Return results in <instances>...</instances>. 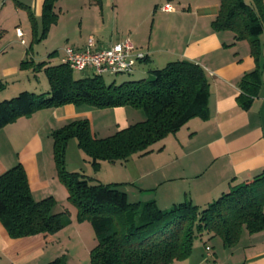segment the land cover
Instances as JSON below:
<instances>
[{"label": "trees", "instance_id": "1", "mask_svg": "<svg viewBox=\"0 0 264 264\" xmlns=\"http://www.w3.org/2000/svg\"><path fill=\"white\" fill-rule=\"evenodd\" d=\"M63 0H43L41 26L31 8L20 0L16 5L27 10L34 39H46L59 16L54 11ZM101 5V0H87ZM218 0L219 11L211 23L214 32L229 31L235 41H247L256 67L238 82L237 103L249 110L262 88L260 37L264 34V0ZM51 56V55H50ZM148 59V56L145 60ZM144 60V61H145ZM143 61V62H144ZM20 69L43 71L49 83L45 93L24 91L0 102V130L35 113L67 105L96 109L130 107L146 116L142 122L98 139L87 119L72 121L51 133L53 160L57 178L68 193V201L77 209V221L88 222L96 246L90 252V264H174L188 260L196 240L206 235L221 239L232 249L242 233L264 232V170L252 179L234 185L207 206L200 208L190 200L162 210L155 201L130 202L119 184H103L80 172L66 168V151L76 140L95 172L102 162L116 163L133 156H145L151 148L176 134L190 120L209 119L210 84L198 64L182 60L154 69L138 81L106 84L102 76L76 79L64 63L50 65L34 60L21 62ZM5 85L0 83V91ZM54 198L36 201L28 175L17 164L0 176V223L11 239L37 235H55L71 224L68 211L55 213ZM48 264H68L58 258Z\"/></svg>", "mask_w": 264, "mask_h": 264}, {"label": "crops", "instance_id": "2", "mask_svg": "<svg viewBox=\"0 0 264 264\" xmlns=\"http://www.w3.org/2000/svg\"><path fill=\"white\" fill-rule=\"evenodd\" d=\"M20 1L30 7L36 17L41 16L43 0ZM170 1H155V12L161 13L157 16L165 21L167 35L162 42L136 40L134 47L147 54L148 59L139 63L143 67L137 66L134 73L141 80L147 78L151 70L162 69L170 62L187 60L200 65L210 84L209 119L190 120L176 134L155 144L148 155H136L124 162H102L99 172L94 171L93 175L86 168L90 162L70 141L66 167L95 182L119 184L130 202L155 201L160 209L166 210L190 200L203 208L232 186L248 181L264 170V66L259 95L249 110H242L237 103L238 82L256 67L248 42L235 41L232 32L212 30L211 23L219 11L218 0H176L184 6L182 10L180 6L174 13L162 12L161 6ZM115 3L116 10L110 12V21L113 19L114 22L119 20L121 11L119 3ZM87 44L81 47L86 48ZM261 44L264 62V35ZM5 56L0 55V83L5 85L0 91V102L24 91L37 93L36 83L29 78L24 87L12 91L14 86L10 87V83L14 85L15 80L23 79L20 74L23 70L13 62L9 63ZM63 57L60 56L61 63ZM19 60L20 64L27 60V54L20 55ZM144 115L141 110L130 107L96 109L67 105L39 111L30 118H20L0 130V176L22 164L34 199L41 201L52 197L57 202L55 213L68 210L73 216L75 211L69 209L67 190L57 178L51 133L72 121L87 119L93 135L103 139L144 121ZM59 234L15 240L0 223V264L52 262L53 257L49 256L55 245L58 246ZM229 251L230 256H226L222 264L234 261L235 264H264V232L249 235L244 231L238 245Z\"/></svg>", "mask_w": 264, "mask_h": 264}, {"label": "rangeland", "instance_id": "3", "mask_svg": "<svg viewBox=\"0 0 264 264\" xmlns=\"http://www.w3.org/2000/svg\"><path fill=\"white\" fill-rule=\"evenodd\" d=\"M116 1L119 3L118 7L120 6L121 11L119 20L114 22L113 19L110 21V12L116 8ZM155 1L101 0V5H96L87 0L60 1L56 4L54 10L59 16L58 23L51 26L46 39L37 42L33 36L27 10L18 7L15 0H0V55L5 54L4 58H8L9 63L13 62L14 65L19 67V59L22 54H27V60L32 59L36 63L52 60L50 65H57L61 63L60 56H64L63 50L65 48L85 49L81 45L87 43L90 37L93 38L94 43L97 45L95 50L107 49L125 41H130L133 45H137L136 40L145 43L148 41L162 42L167 35V30L165 21L157 16L160 12L158 10L155 12ZM245 1L247 3L250 2L249 0ZM170 3L168 4L175 9L172 13L181 6L176 0H172ZM166 5L161 6L160 10L162 11V8ZM183 7L181 6L180 10ZM102 8H105L103 11L104 16ZM36 18L38 21L37 31L40 36L42 33L41 18ZM104 18L105 20L103 21ZM17 28L21 29L25 34V46L21 44V40L17 36ZM263 35H261L260 41ZM140 67H143L142 64H138L137 68ZM20 74L23 79L20 77L21 80H15L14 85L10 83V87L14 86L12 91H16V88L24 87L23 85L27 84L28 78L36 83L38 87L37 93H45L49 90V83L43 71L34 73L33 69H28L21 71ZM94 74L93 70L90 69L84 72L74 71L76 79L92 77ZM102 77L108 85L112 83L119 85L125 81L140 80V77L135 73L107 74ZM9 93L11 92L9 91ZM141 112L143 113V111ZM144 119H146L145 115ZM71 141L77 145L76 140ZM80 152L89 161V158L81 149ZM89 164L86 168H89V172L93 175L94 169ZM100 176L103 177V174ZM68 206L75 213L72 216L70 211L65 210L70 214L71 224L67 227L70 228L62 230L61 234L57 233L59 234L58 246L55 245V248L50 253L49 257H53L50 261L63 258L68 264H90V252L97 244L94 232L88 222L79 223L77 221V209L69 201ZM72 219L74 223H72ZM206 246H210L211 251L207 252ZM221 246H223L221 239H209V237L204 235L201 239L196 240L193 248L194 253L192 252L187 264H215V261L218 262L216 264H222V260L225 261L226 256H230V249H222L224 246ZM208 256L211 258H208ZM186 261L175 262L174 264H186ZM227 264L230 263L228 262ZM231 264H235V261Z\"/></svg>", "mask_w": 264, "mask_h": 264}, {"label": "built area", "instance_id": "4", "mask_svg": "<svg viewBox=\"0 0 264 264\" xmlns=\"http://www.w3.org/2000/svg\"><path fill=\"white\" fill-rule=\"evenodd\" d=\"M175 9L167 4L162 11L172 13ZM21 44L25 45L24 33L21 29L16 30ZM96 45L92 37L89 38L85 49L65 48L62 63L67 64L73 71L84 72L88 69L99 76L107 74H133L139 63L148 56L139 52L130 41L115 44L110 48L95 50ZM206 251L211 249L206 247Z\"/></svg>", "mask_w": 264, "mask_h": 264}]
</instances>
